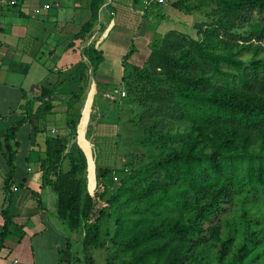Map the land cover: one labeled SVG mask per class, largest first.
I'll return each mask as SVG.
<instances>
[{"label": "trees", "instance_id": "1", "mask_svg": "<svg viewBox=\"0 0 264 264\" xmlns=\"http://www.w3.org/2000/svg\"><path fill=\"white\" fill-rule=\"evenodd\" d=\"M102 2L93 0V14L82 26L81 36L93 26ZM173 3L206 16L196 23L198 37L168 31L154 40L143 66H134L122 78L143 107L136 123L149 160L145 156L139 163L128 160L127 170L122 168L119 176L116 169L96 165L97 185L89 189L91 145L77 140L68 148L67 138L49 135L41 165L44 177L57 192L59 216L71 231L84 233L82 245L87 253L92 247L105 246L101 225L114 214L111 238L128 264H181L209 240L208 232L220 244L217 264H257L248 258L262 235L249 232L248 223L244 242L231 254L236 234L222 237L220 216L238 195L264 196V20L251 17L252 12L264 14V0ZM87 51L92 52L97 69L102 51ZM246 52L252 56L244 57ZM132 75L135 79L129 80ZM83 90L71 97L70 112L71 102L80 100ZM46 96L43 90L36 110L34 101L28 100L22 105L26 115L0 133L10 167L6 191L16 171L18 132L27 121L34 124L35 132L40 131L35 119L46 117L53 108ZM171 119L179 121L181 128L174 130ZM75 120H69L71 133ZM65 157L70 161L68 170L62 169ZM4 216L0 248L12 225L8 210ZM71 259L70 248L61 264H70Z\"/></svg>", "mask_w": 264, "mask_h": 264}, {"label": "crops", "instance_id": "2", "mask_svg": "<svg viewBox=\"0 0 264 264\" xmlns=\"http://www.w3.org/2000/svg\"><path fill=\"white\" fill-rule=\"evenodd\" d=\"M118 1L122 0H103L97 19L84 36L80 32L92 17L93 0H17L14 5L0 7V133L26 115L22 105L28 100L34 101L36 110L43 90L48 93L45 100L53 104L46 117L35 119L39 132L34 131L30 121L19 130L16 171L9 191L5 179L10 167L0 144V238L5 226L4 212L8 210L12 218L9 234L0 248V264H61L70 248V264H82L83 260L94 264V255L89 254L92 248L88 253L80 251L84 233L81 237L72 235L59 216L57 192L46 181L41 165L49 135L67 138L68 148L77 140L92 144L84 137L85 125L92 100L97 105L99 102L97 69L92 52L87 50L99 49L105 57L107 34H112L114 27L110 26L118 15ZM81 88V99L71 102L70 112V99ZM83 99L84 118L79 135L73 138L69 120L75 117L74 113H81ZM69 168V158L65 157L62 169ZM89 172L93 178V161ZM109 259L106 264H110Z\"/></svg>", "mask_w": 264, "mask_h": 264}, {"label": "rangeland", "instance_id": "3", "mask_svg": "<svg viewBox=\"0 0 264 264\" xmlns=\"http://www.w3.org/2000/svg\"><path fill=\"white\" fill-rule=\"evenodd\" d=\"M122 1L117 2L119 6L116 4L119 8L118 15L112 19L114 21L110 26L114 27L112 34H107L105 43L107 53L95 73L98 89L96 98L99 105L92 100L93 105L91 104L90 115L85 125L84 137L92 141L90 151L94 164V177L91 178L88 163L86 183L89 189H94L97 185L96 165L116 169L115 174L119 176L122 175L120 173L122 168L125 167L127 170L128 160L134 158L135 162L139 163L142 156H145L146 161L149 160V157H146L150 155L148 149L142 147L139 142L142 129L136 123L143 107L132 98L127 82L122 81L123 76L134 66H143L152 51L154 40L161 38L172 29L196 38L198 37L196 23L207 19L199 11L189 13L181 10L174 5L175 0H167L163 4L148 0ZM132 4L134 8L128 7ZM251 17L264 20V14L258 12H252ZM253 41L258 43L256 39ZM251 56V52L244 54L246 58ZM135 75L129 80H134ZM84 99L87 100V97ZM84 99L81 103L83 104L81 113L75 116L73 138L79 135L84 118ZM169 122L174 130L181 128L179 121L171 119ZM117 181L119 180H114L115 186ZM226 206V211L220 216V225L223 238L231 232L236 234L231 254L237 252L250 227L249 232L258 231L257 233L262 237L261 242L252 245L253 250L248 261L264 264V196H250L248 193H243ZM115 217L111 214L102 222L101 234L105 246L92 247L93 251L89 254L93 253L94 264H106L108 257L110 264H128L118 255V248L111 238L116 228ZM70 232L72 235L75 233L79 237L82 236L81 229ZM209 235L208 232L209 240L206 239L198 248L191 251L181 264H217L216 254L220 244ZM80 248V251L84 250L82 246ZM82 264H85V260Z\"/></svg>", "mask_w": 264, "mask_h": 264}, {"label": "built area", "instance_id": "4", "mask_svg": "<svg viewBox=\"0 0 264 264\" xmlns=\"http://www.w3.org/2000/svg\"><path fill=\"white\" fill-rule=\"evenodd\" d=\"M149 2H157L159 4H163L165 3L167 0H148ZM15 3H17V0H0V7L2 6H8V5H14ZM46 7H48V5H46ZM2 50V46H1V39H0V51ZM123 94H125V92H123ZM114 179H118V176L115 175Z\"/></svg>", "mask_w": 264, "mask_h": 264}]
</instances>
